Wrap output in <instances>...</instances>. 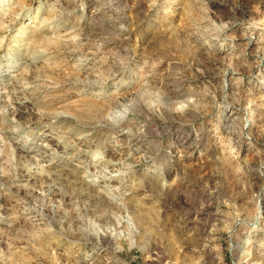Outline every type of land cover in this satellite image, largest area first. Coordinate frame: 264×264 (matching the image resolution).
<instances>
[{
    "label": "rangeland",
    "instance_id": "obj_1",
    "mask_svg": "<svg viewBox=\"0 0 264 264\" xmlns=\"http://www.w3.org/2000/svg\"><path fill=\"white\" fill-rule=\"evenodd\" d=\"M0 264H264V0H0Z\"/></svg>",
    "mask_w": 264,
    "mask_h": 264
},
{
    "label": "bare ground",
    "instance_id": "obj_2",
    "mask_svg": "<svg viewBox=\"0 0 264 264\" xmlns=\"http://www.w3.org/2000/svg\"><path fill=\"white\" fill-rule=\"evenodd\" d=\"M208 48H209V47H208ZM214 50H215L214 48H213V49L210 48V49H208L207 53H210V54H211L212 52L214 53ZM211 51H212V52H211ZM211 55H212V54H211ZM215 55H216V54H215ZM237 109H238V108H237ZM6 111H7V110H6ZM236 112H237V110H232L231 113H230V116L233 118V115H235ZM8 114H9V113H8ZM10 115H11V114H10ZM235 116H236V115H235Z\"/></svg>",
    "mask_w": 264,
    "mask_h": 264
}]
</instances>
